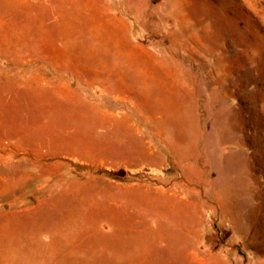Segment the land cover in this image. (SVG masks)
Instances as JSON below:
<instances>
[{"label": "rangeland", "instance_id": "obj_1", "mask_svg": "<svg viewBox=\"0 0 264 264\" xmlns=\"http://www.w3.org/2000/svg\"><path fill=\"white\" fill-rule=\"evenodd\" d=\"M0 264H264V0H0Z\"/></svg>", "mask_w": 264, "mask_h": 264}]
</instances>
